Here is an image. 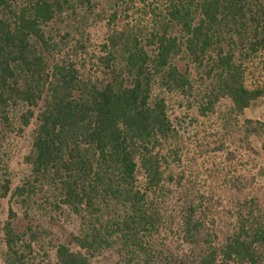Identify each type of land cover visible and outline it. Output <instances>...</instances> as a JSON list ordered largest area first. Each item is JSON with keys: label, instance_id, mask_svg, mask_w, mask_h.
<instances>
[{"label": "trees", "instance_id": "obj_1", "mask_svg": "<svg viewBox=\"0 0 264 264\" xmlns=\"http://www.w3.org/2000/svg\"><path fill=\"white\" fill-rule=\"evenodd\" d=\"M260 99L264 0H0V133L32 127L3 264L36 192L73 218L47 264H264Z\"/></svg>", "mask_w": 264, "mask_h": 264}, {"label": "rangeland", "instance_id": "obj_2", "mask_svg": "<svg viewBox=\"0 0 264 264\" xmlns=\"http://www.w3.org/2000/svg\"><path fill=\"white\" fill-rule=\"evenodd\" d=\"M94 40H100L104 32L102 28L96 27L90 30ZM240 121H264V99L253 102L239 117ZM32 128V127H31ZM31 128L24 131L23 134L0 133V163L1 176L12 183V187L19 184L24 177L27 168L23 164V157L29 148V134ZM13 131V130H12ZM33 205L29 214L30 225L40 235V246L42 250H33L31 253H25L24 264H47V255H49L52 242L65 241L71 232L73 218L61 214H51L46 207L50 200L47 194L36 192L33 197ZM12 210V213L10 212ZM26 220L22 219V213L16 206V199L9 196L0 198V264H3L2 255L5 252L1 231L5 227L14 229L20 224L25 225ZM36 257V262L33 261ZM102 263V262H101Z\"/></svg>", "mask_w": 264, "mask_h": 264}]
</instances>
